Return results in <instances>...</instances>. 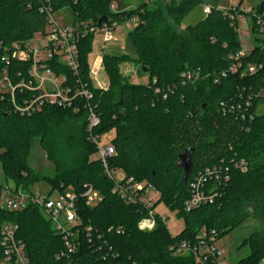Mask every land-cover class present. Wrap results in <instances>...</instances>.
Returning a JSON list of instances; mask_svg holds the SVG:
<instances>
[{"label": "trees", "instance_id": "obj_1", "mask_svg": "<svg viewBox=\"0 0 264 264\" xmlns=\"http://www.w3.org/2000/svg\"><path fill=\"white\" fill-rule=\"evenodd\" d=\"M114 0H0V44L11 47L43 31L44 5L53 12L69 8L75 22L121 26L136 18L128 32L136 57L104 53L102 65L109 88H95L90 77L89 54L95 31L79 41L81 76L93 90L89 101L101 123L93 133L105 135L112 129L115 153L109 158L111 171L122 170L136 181L152 183L160 199L151 208L141 202H126L115 191L116 181L107 175L102 162L93 159L97 148L89 138L85 112L46 105L31 115L15 110L10 95L0 87V162L14 190L29 189L48 180L64 193L66 188L80 194L91 184L101 200L85 205L79 199L81 224L75 229L77 251L57 259L65 243L41 207L28 204L12 211L0 205L1 230L5 222L19 226L17 237L25 244L30 264H196L192 255H175L172 246L182 240H195L205 228L219 241L227 232L251 216L264 220V50L256 47L245 63H262L252 76L222 71L230 56L240 50L235 25L224 11L212 7L182 34L169 20L182 23L185 17L207 0H142L134 8L112 10ZM242 3H238L240 6ZM264 10V2L258 6ZM106 19V21H101ZM0 51V77L4 67ZM137 64L147 83L124 80L120 65ZM16 62L12 67H16ZM29 92H17V101ZM234 110H231V108ZM70 122L80 127L69 133L61 147V131ZM38 140L48 160L55 166L53 177H41L31 167L29 157ZM191 154L192 168L185 180L180 156ZM67 156V157H66ZM241 162H244L243 166ZM216 167L218 177L209 179L205 192L213 190V201L192 210L185 208L192 183L205 169ZM50 196V195H49ZM163 202L185 222L183 230L172 235L167 223L156 213V226L143 231L138 223ZM250 253L235 264H260L264 259V232L245 239ZM4 258L0 243V260ZM205 264H213L211 261Z\"/></svg>", "mask_w": 264, "mask_h": 264}, {"label": "built area", "instance_id": "obj_2", "mask_svg": "<svg viewBox=\"0 0 264 264\" xmlns=\"http://www.w3.org/2000/svg\"><path fill=\"white\" fill-rule=\"evenodd\" d=\"M204 17L212 10L208 2L202 5ZM113 8V5H112ZM226 9L224 14L235 25L240 40V50L230 56L228 68L222 71L225 76L229 73H240L242 77L256 75L262 68V63H245L244 60L256 47L264 50V10H248L242 5H235ZM42 11L46 13V25L43 31L33 37L11 47H3L4 67L0 77L1 90L10 95L16 111L23 115H31L40 111L46 105H54L70 108L75 113L85 112L89 138L97 148V159L105 168L107 175L116 181L115 191L126 202H141L151 208L160 199V192L152 183L136 181L133 177L117 179V171H111L108 167L109 158L115 153L111 142L103 141V135L95 134L92 130L101 123V118L94 106L89 102L93 98V90L81 76V62L79 59V41L88 30L95 28L85 24L76 23L73 26L64 27L58 23L50 4H45ZM116 25H104L103 41H112ZM16 62V67L12 64ZM102 69V60L96 59L94 68L89 74L93 87L102 88L97 78L98 70ZM97 79L98 83L94 82ZM29 92V96H23L22 102L17 101V92ZM264 95L262 89L257 96ZM231 110H234L232 107ZM244 162H241L243 166ZM218 177L216 167L207 168L200 173L192 183L191 197L186 201L185 208L192 210L200 205L213 201V190L205 192V184L209 179ZM8 191V196L3 192ZM79 199H83L85 205H93L101 200V194L93 185H85L82 193L70 191L61 193L57 198L42 195L40 192L30 193L24 190H14L0 186V205L7 210H22L28 204H35L42 208L51 220L54 228L63 237L65 250L57 259L68 256L77 251L75 239L78 231L75 229L81 224L78 212ZM156 211H150L149 216L143 218L138 227L143 231H151L156 226ZM166 222L167 216L159 214ZM19 226L12 222H5L1 230V246L4 258L9 264H30L25 244L17 237ZM216 239L210 236L204 228L195 240H182L172 246L175 255H192L196 264H205L211 261L213 264H228L224 253L217 245ZM0 260V261H2Z\"/></svg>", "mask_w": 264, "mask_h": 264}, {"label": "rangeland", "instance_id": "obj_3", "mask_svg": "<svg viewBox=\"0 0 264 264\" xmlns=\"http://www.w3.org/2000/svg\"><path fill=\"white\" fill-rule=\"evenodd\" d=\"M142 0H114V12H120L126 9L137 7ZM207 2L216 8H230L242 3L241 5L247 8L248 10L257 9L264 0H207ZM203 7L202 5L197 7L194 11L188 14L182 23H178L173 19H170L169 22L172 25L173 29L182 33H188V27L190 25L196 24L203 17ZM55 20L60 23L62 26H73L76 25L75 16L71 9L62 8L57 10L53 14ZM134 20L138 22L136 18H133L130 21H127L121 26H118L114 30V39L110 42L105 43L103 41L104 29L96 28L95 34L92 40V50L89 54V66L90 70L94 68V63L99 56H102L104 53H114V54H127L131 57H136V52L134 47L128 39V32L134 27ZM136 22V24H137ZM92 28L96 26L91 25ZM144 71V70H143ZM120 72L124 78L132 83H147L148 76L146 71L143 73L140 71V68L137 64L133 62H124L120 65ZM97 78L101 84V87L104 89L109 88L110 82L109 78L105 72V69L102 65V69L98 70ZM95 83L97 79H94ZM264 107L260 106L259 111H263ZM80 127L79 123L70 122L67 124L61 131V147L65 155H70L68 148L64 145V139H66L69 133L76 131ZM115 135V130L112 129L107 134L103 135V141L106 143L111 142L112 137ZM67 157V156H66ZM93 159H97V155L94 154ZM29 162L34 171L41 177H53L55 175V166L54 163L47 159L45 151L41 148L39 141L36 140L32 151L29 157ZM117 179H123L127 177L122 170H117L115 174ZM0 186L9 187L10 189L15 188V184L12 180L6 179L3 172L2 164L0 162ZM71 189L68 187L65 189V193H69ZM30 193L40 192L42 195H50L51 198H57L62 192L59 189L53 190L50 182L48 180H41L36 183L29 189ZM8 196V191L3 192ZM155 211L158 214L166 215V223L169 228V231L172 235H177L183 230L185 222L183 219L178 218L175 211L170 210L163 202L158 203L155 207ZM263 231L264 232V220L255 216H251L240 226L227 232L218 242L217 245L221 248L224 253L225 261L228 264H235L244 257L248 256L250 253V247L248 244H244L246 238H248L253 232ZM0 264H9L5 261H0ZM260 264H264V259Z\"/></svg>", "mask_w": 264, "mask_h": 264}, {"label": "water", "instance_id": "obj_4", "mask_svg": "<svg viewBox=\"0 0 264 264\" xmlns=\"http://www.w3.org/2000/svg\"><path fill=\"white\" fill-rule=\"evenodd\" d=\"M101 21H106V19H101ZM144 71H147V68H143ZM180 166L184 170V176L183 178L186 180L190 174L191 168H192V162H191V154L188 152H185L180 156Z\"/></svg>", "mask_w": 264, "mask_h": 264}, {"label": "crops", "instance_id": "obj_5", "mask_svg": "<svg viewBox=\"0 0 264 264\" xmlns=\"http://www.w3.org/2000/svg\"><path fill=\"white\" fill-rule=\"evenodd\" d=\"M113 8H114V4H113ZM136 22H137V21H136V20H134V23H135V24H134V26L136 25ZM99 57H101V59H102V62H103V57H102V56H99ZM98 59H100V58H98Z\"/></svg>", "mask_w": 264, "mask_h": 264}]
</instances>
